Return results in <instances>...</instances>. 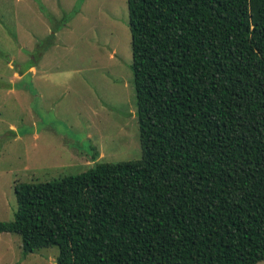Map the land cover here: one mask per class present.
<instances>
[{"label": "trees", "instance_id": "1", "mask_svg": "<svg viewBox=\"0 0 264 264\" xmlns=\"http://www.w3.org/2000/svg\"><path fill=\"white\" fill-rule=\"evenodd\" d=\"M126 2L140 159L16 184L0 233L56 264L264 261V0Z\"/></svg>", "mask_w": 264, "mask_h": 264}, {"label": "rangeland", "instance_id": "2", "mask_svg": "<svg viewBox=\"0 0 264 264\" xmlns=\"http://www.w3.org/2000/svg\"><path fill=\"white\" fill-rule=\"evenodd\" d=\"M0 53V222L16 184L140 159L126 0H0ZM20 243L0 233V264H55Z\"/></svg>", "mask_w": 264, "mask_h": 264}, {"label": "crops", "instance_id": "3", "mask_svg": "<svg viewBox=\"0 0 264 264\" xmlns=\"http://www.w3.org/2000/svg\"><path fill=\"white\" fill-rule=\"evenodd\" d=\"M0 57H4V55H3L2 53H0ZM31 60H33V58H32ZM34 67H36V64L33 62L32 66H30V68H28V69H26V70H24V71L26 72V71L30 70L31 68H34ZM16 73H17V72H16ZM16 73H15V74H16ZM15 74H14V75H15ZM21 74H22V72H21ZM4 86H5V84H0V87H1V88H3ZM55 264H56V263H55Z\"/></svg>", "mask_w": 264, "mask_h": 264}]
</instances>
